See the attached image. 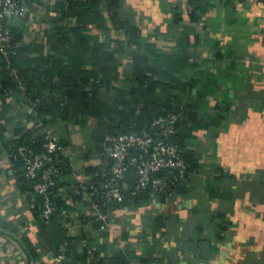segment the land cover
<instances>
[{
  "label": "crops",
  "instance_id": "0c3cea01",
  "mask_svg": "<svg viewBox=\"0 0 264 264\" xmlns=\"http://www.w3.org/2000/svg\"><path fill=\"white\" fill-rule=\"evenodd\" d=\"M58 1L30 3L27 16L14 24L23 26L25 41L45 42ZM199 9L192 19L186 0H121L120 6L121 15L139 26L161 54L198 63L181 75L196 81L185 101L197 115L183 127L190 170L178 190L161 197L149 191L132 196L128 181L123 202L100 229L88 201L63 194L70 195V185L101 178L108 166L103 143L97 141L98 118L50 119L37 127L20 90L0 119V131L5 125L4 137L0 134V264H59L50 241L61 230L75 242L68 264H82L79 255L88 248L102 264H264V0L203 1ZM106 24L109 46L112 37L125 39L108 17ZM131 51L142 52L134 46L119 55L120 89L132 76ZM101 90L110 102L120 99L113 87ZM17 124L35 128L34 135H55L63 145L60 160L66 168L56 198L70 215L64 220L57 215L48 227L42 226L37 194L21 187L10 158ZM91 260L88 255L83 263Z\"/></svg>",
  "mask_w": 264,
  "mask_h": 264
},
{
  "label": "trees",
  "instance_id": "16d2710c",
  "mask_svg": "<svg viewBox=\"0 0 264 264\" xmlns=\"http://www.w3.org/2000/svg\"><path fill=\"white\" fill-rule=\"evenodd\" d=\"M37 1L42 2L29 0V3ZM203 1L211 0L191 1L194 5L190 10L192 19L199 16V5ZM120 6L121 0L58 1L55 4V19L46 32L45 42L38 39L27 42L23 26H13L14 46L7 57L0 55V119L5 118L9 111L11 96L18 94L20 90L24 94V104L29 108V119H34L37 127L45 126L50 119L78 123L86 117L95 116L99 121L97 141L101 143L105 142L108 135L131 131L146 130L157 135L163 127L154 125V120L174 114L177 116L176 132L167 140L178 145L189 166L188 150L184 144L187 132L183 127L197 114L195 107L185 100L194 89L196 81L185 80L181 75L186 67L196 66L198 63L161 54L148 42L139 26L121 15ZM107 17L117 32L125 33V39L119 36L111 38L113 46H109L106 41V37L110 35ZM134 46L142 52L131 51L132 76L128 87L120 89L116 87L121 65L119 55ZM20 85L23 90L19 89ZM102 87H113L120 99L111 102L104 99ZM33 129H25L23 125L17 124L15 133L18 137L12 139L10 146V158L20 173V184L24 189L31 188V182L24 175L18 147L29 145L38 152L45 150L44 136L34 135ZM4 131L5 125H2V137ZM58 157L60 158V154ZM102 159L108 161L107 165L112 162V159L103 154ZM63 162L57 161L62 171L66 168ZM132 170L127 176V182L131 184L135 181ZM189 170L190 166L184 177ZM58 178L59 175L57 181ZM94 179L101 178L98 176ZM128 191L132 195L131 190ZM71 197L73 200L80 198L76 194H71ZM95 198L103 209L109 205H119L115 200L105 202L99 196ZM53 199L59 206L67 208L56 196ZM37 201L41 206L43 197L37 195ZM57 215L58 212L53 213L48 222L43 218V228L53 224ZM61 232L54 235V242L50 243L55 244V252L62 244L67 243L69 253L75 249V242L73 244L64 230ZM88 249L83 255H79L81 263L102 264L101 259L96 257L83 263V259L89 255Z\"/></svg>",
  "mask_w": 264,
  "mask_h": 264
},
{
  "label": "built area",
  "instance_id": "2783aa9c",
  "mask_svg": "<svg viewBox=\"0 0 264 264\" xmlns=\"http://www.w3.org/2000/svg\"><path fill=\"white\" fill-rule=\"evenodd\" d=\"M186 1L189 10H192L194 0ZM29 8V0H0V55L7 57L13 48L12 27L17 20L22 21L27 16ZM176 121L174 114L156 118L153 124L163 127L157 135L146 130L108 135L102 154L112 162L105 168L101 179H88L70 185V195L64 190L63 194L68 199H72L71 194H76L88 201L92 217L101 221L100 229H105L111 220L110 211L115 206L109 205L103 209L95 197L99 196L105 202L115 200L122 203L127 176L132 169L135 177L129 188L132 195L149 191L152 196L161 197L175 192L188 167L178 145L167 140L176 132ZM43 147L45 150L38 152L29 145H20L18 155L23 163L24 175L31 182L30 189L43 197L40 207L45 222L56 212L64 220L70 215L69 209L59 206L53 199L62 190L57 187V176L62 173L57 161L60 160L58 155L63 145L57 136L46 134ZM88 254L90 259L95 258L92 248L88 249ZM54 258L59 264H68L67 243L59 247ZM173 264L183 263L174 260Z\"/></svg>",
  "mask_w": 264,
  "mask_h": 264
},
{
  "label": "water",
  "instance_id": "95a60500",
  "mask_svg": "<svg viewBox=\"0 0 264 264\" xmlns=\"http://www.w3.org/2000/svg\"><path fill=\"white\" fill-rule=\"evenodd\" d=\"M20 22V20H17L16 22H15V24H18Z\"/></svg>",
  "mask_w": 264,
  "mask_h": 264
}]
</instances>
